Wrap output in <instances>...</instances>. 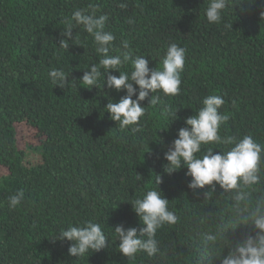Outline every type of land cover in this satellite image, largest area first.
<instances>
[{
    "label": "trees",
    "instance_id": "trees-1",
    "mask_svg": "<svg viewBox=\"0 0 264 264\" xmlns=\"http://www.w3.org/2000/svg\"><path fill=\"white\" fill-rule=\"evenodd\" d=\"M208 2L0 0V264H220L237 243L255 235L248 217L258 206L264 212V155L258 181L234 190L215 182L191 189L186 168L171 174L163 169L164 152L209 94L225 100L223 137L247 135L264 146V0H229L219 24L206 20ZM89 4L109 16L106 30L116 35L110 54L124 51L128 41L133 58L144 55L151 69L160 67L170 43L185 49L180 92L162 98L177 111L174 121L146 99L139 124L121 129L104 107L126 93L102 81L85 89L79 81L99 61L91 36L77 26L66 50L59 43L62 21ZM130 68L129 61L121 71ZM52 69L64 70L75 86L53 85ZM18 125L33 133L23 148ZM208 147L213 154L224 149L203 145L202 153ZM157 175V189L178 220L157 232L155 257L141 252L126 258L112 229L143 227L130 204L156 187ZM17 190L24 191V200L10 208L8 197ZM237 195L244 199L237 201ZM86 220L101 223L109 246L76 259L68 255L70 242L52 239ZM209 235L217 237L215 243Z\"/></svg>",
    "mask_w": 264,
    "mask_h": 264
},
{
    "label": "clouds",
    "instance_id": "clouds-1",
    "mask_svg": "<svg viewBox=\"0 0 264 264\" xmlns=\"http://www.w3.org/2000/svg\"><path fill=\"white\" fill-rule=\"evenodd\" d=\"M228 6L229 0H209L205 9L208 23L219 24ZM118 7L123 10L127 5L118 3ZM260 17L264 18V10L260 12ZM108 20L107 14H100L96 5L89 4L85 8L74 10L70 18L62 21L64 38L60 40L59 47L64 50L69 47L68 42L73 39V29L79 26L91 36L94 50L99 57L98 63L91 64L79 81L86 86L85 89L97 88L102 81V86L126 93L119 101L113 102L109 99L104 107L109 119L121 129L138 125L148 105H159L162 114L173 117L174 121L177 111H173L162 98L174 97L180 92L185 49L177 43H170L160 61V67L151 69L144 55H136L133 58L128 41L121 45L124 51L117 50V54H110L114 49L116 35L111 30H106ZM226 27L231 28L232 24ZM129 61L130 71H121ZM110 72L119 74H108ZM104 74H107L106 81L103 80ZM48 76L51 83L61 89L75 86V80L68 81V75L62 69H52ZM146 99L148 105L144 106ZM224 104L225 100L220 95L205 96L196 114L184 120L185 127L179 129L177 138L164 152V172L171 174L186 168L185 175L191 178L188 185L191 189H202L215 182L222 189L234 190L241 185L251 186L258 181L257 172L264 155V146L251 136L233 138L220 134L221 126L229 120V115L220 111ZM213 144L223 145L224 149L213 154V148L208 147L202 153L203 145ZM140 178L137 175V179ZM160 182L161 176L157 175L156 187L147 190L130 204L143 227L138 230L135 227L125 229L123 225H117L112 229L113 238L118 241L119 253L126 258H134L141 252L148 257H155L160 252L157 232L165 225H174L178 220L175 211L169 207V201L157 189ZM24 196L23 190H17L14 195L8 197L9 207L16 208L24 200ZM236 199L243 200L244 196L237 195ZM248 218L252 220L255 235L237 243L223 257L220 264H264V212H261L258 206L256 212ZM206 239L215 243L217 237L209 235ZM52 241L70 242L68 255L76 259L89 253L100 252L109 246V237L101 223L93 220L62 228Z\"/></svg>",
    "mask_w": 264,
    "mask_h": 264
},
{
    "label": "rangeland",
    "instance_id": "rangeland-1",
    "mask_svg": "<svg viewBox=\"0 0 264 264\" xmlns=\"http://www.w3.org/2000/svg\"><path fill=\"white\" fill-rule=\"evenodd\" d=\"M16 129H17L18 146L23 148L24 143L30 140L29 135L31 134L32 130L31 129L28 130V128H26L24 125H18ZM32 134H31V138H32Z\"/></svg>",
    "mask_w": 264,
    "mask_h": 264
}]
</instances>
